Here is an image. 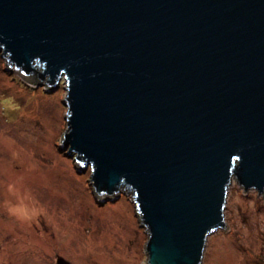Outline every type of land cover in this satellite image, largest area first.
Returning <instances> with one entry per match:
<instances>
[{"label": "water", "instance_id": "water-1", "mask_svg": "<svg viewBox=\"0 0 264 264\" xmlns=\"http://www.w3.org/2000/svg\"><path fill=\"white\" fill-rule=\"evenodd\" d=\"M0 54L65 81L61 146L132 193L148 264H203L232 181L264 193V0H0Z\"/></svg>", "mask_w": 264, "mask_h": 264}, {"label": "rangeland", "instance_id": "rangeland-1", "mask_svg": "<svg viewBox=\"0 0 264 264\" xmlns=\"http://www.w3.org/2000/svg\"><path fill=\"white\" fill-rule=\"evenodd\" d=\"M66 88L24 77L0 54V264H148L132 193L99 198L91 170L61 146ZM225 219L203 264H264V193L233 180Z\"/></svg>", "mask_w": 264, "mask_h": 264}]
</instances>
